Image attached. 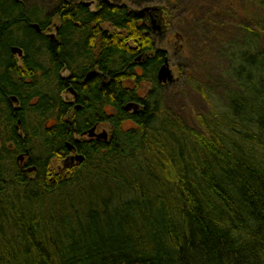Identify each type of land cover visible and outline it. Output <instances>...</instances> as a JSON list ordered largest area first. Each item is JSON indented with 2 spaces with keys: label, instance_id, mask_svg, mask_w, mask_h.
Segmentation results:
<instances>
[{
  "label": "trees",
  "instance_id": "obj_1",
  "mask_svg": "<svg viewBox=\"0 0 264 264\" xmlns=\"http://www.w3.org/2000/svg\"><path fill=\"white\" fill-rule=\"evenodd\" d=\"M67 1L0 0V264H264V0H156L225 62L191 122L126 2Z\"/></svg>",
  "mask_w": 264,
  "mask_h": 264
},
{
  "label": "rangeland",
  "instance_id": "obj_2",
  "mask_svg": "<svg viewBox=\"0 0 264 264\" xmlns=\"http://www.w3.org/2000/svg\"><path fill=\"white\" fill-rule=\"evenodd\" d=\"M40 2V0H33ZM81 1V0H72ZM91 1L90 8L98 0ZM113 2H126L132 10H139L145 6L159 7L157 23L161 29L159 32H152V36L158 44L167 51V60L174 74V80L163 87L165 102L176 113L182 115L187 121L193 120V115L197 111L205 109L204 101L197 90L192 86L191 80L196 79L205 84L210 91L219 97L224 89L230 87V81L224 74L225 62L211 49H204L201 42V36L197 33L196 26H192L189 19L182 22L180 17L173 20L170 24L166 22L162 8L156 0H112ZM177 15L183 11V5L180 6ZM146 25L153 26L146 16ZM264 46V44H263ZM192 77V78H190ZM147 86L144 87L146 89ZM64 97L71 100L70 93H64ZM107 130L103 126L96 128V132ZM75 156L68 155L64 160L55 163V168L63 169L65 166L75 163Z\"/></svg>",
  "mask_w": 264,
  "mask_h": 264
},
{
  "label": "water",
  "instance_id": "obj_3",
  "mask_svg": "<svg viewBox=\"0 0 264 264\" xmlns=\"http://www.w3.org/2000/svg\"><path fill=\"white\" fill-rule=\"evenodd\" d=\"M84 4L87 5L88 3L84 2ZM153 10H156V8L155 7H149V6L143 7L139 10H136V11L134 10V15L137 18H140V17L144 16L145 13H148L152 19V21H151V23L153 25L151 28L152 32H155V31L159 32L161 27H160V25L155 23V19L151 15V11H153ZM30 25L33 28H35L37 31L40 30L38 24L30 23ZM10 50L12 53L16 54L18 57L22 56V49L20 47L13 45L10 47ZM92 74L93 73H90L88 75V77H90ZM156 79L160 84H169L174 80V74L172 72V69L170 68V65H169L166 57L163 59V62L159 65V67L156 71ZM68 91L74 98L76 97V92L72 88H69ZM11 99L13 101H16V98L14 96H12ZM78 108H79L78 105L74 106V109H78ZM122 108L126 111L136 110L138 108V103L128 102V103L124 104ZM82 135H86L88 137L100 138V139H104V140L107 139V131L102 130L100 132H96V125H93L90 128H88L86 131H83ZM66 147L70 151L73 150V146L69 143L66 144ZM25 154H27V153L25 152L24 154L18 155L17 160H19L21 162L23 160ZM74 158L76 161H79V160H81L82 156L76 155ZM34 170H35L34 166H30V167H27L25 169H22L23 172H32Z\"/></svg>",
  "mask_w": 264,
  "mask_h": 264
},
{
  "label": "flooded vegetation",
  "instance_id": "obj_4",
  "mask_svg": "<svg viewBox=\"0 0 264 264\" xmlns=\"http://www.w3.org/2000/svg\"><path fill=\"white\" fill-rule=\"evenodd\" d=\"M67 2H70L71 4H75V3H77V2H82L83 3V5L84 6H86V7H88V8H90V5H91V1H72V0H69V1H67ZM84 2H87L88 4L87 5H85L84 4ZM98 2V1H97ZM97 2L94 4V6H93V8H95V6H96V4H97ZM91 9V8H90ZM158 12H159V10H158ZM146 16L148 17V15H144V16H142V17H140V18H138L142 23H145V18H146ZM150 17V16H149ZM148 17V18H149ZM149 20H150V22L152 21V19H151V17L149 18ZM152 24V23H151ZM149 27H150V29L152 28L151 27V25H149ZM53 30H54V27H53ZM53 30H51V27L50 28H48V30L46 31L47 33H46V35H50V37L51 38H53L54 36V31ZM150 33H151V35L153 34L152 33V30H150ZM71 97L72 98H74L72 95H71ZM96 128H97V126H96ZM26 155V154H25ZM24 155V158H23V160L20 162L19 160H17V162L19 163V164H21L22 166H21V168L22 169H25V168H27L26 166H25V160H26V156ZM18 157V156H17Z\"/></svg>",
  "mask_w": 264,
  "mask_h": 264
},
{
  "label": "bare ground",
  "instance_id": "obj_5",
  "mask_svg": "<svg viewBox=\"0 0 264 264\" xmlns=\"http://www.w3.org/2000/svg\"><path fill=\"white\" fill-rule=\"evenodd\" d=\"M146 7V6H145ZM158 8H156V10H153V11H151V15L153 16V18L155 19V22L157 23V19H158ZM145 15H148V17H149V14L148 13H145ZM150 18V17H149Z\"/></svg>",
  "mask_w": 264,
  "mask_h": 264
}]
</instances>
